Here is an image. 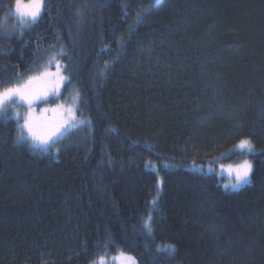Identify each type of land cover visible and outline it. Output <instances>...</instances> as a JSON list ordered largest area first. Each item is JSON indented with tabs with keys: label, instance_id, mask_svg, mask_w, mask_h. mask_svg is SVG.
<instances>
[{
	"label": "trees",
	"instance_id": "trees-1",
	"mask_svg": "<svg viewBox=\"0 0 264 264\" xmlns=\"http://www.w3.org/2000/svg\"><path fill=\"white\" fill-rule=\"evenodd\" d=\"M14 1L0 85L58 62L88 122L41 152L0 119V264H264V0H45L21 36ZM219 157L251 184L188 167Z\"/></svg>",
	"mask_w": 264,
	"mask_h": 264
},
{
	"label": "snow or ice",
	"instance_id": "snow-or-ice-1",
	"mask_svg": "<svg viewBox=\"0 0 264 264\" xmlns=\"http://www.w3.org/2000/svg\"><path fill=\"white\" fill-rule=\"evenodd\" d=\"M43 7V0H16L15 10L12 14L20 21L17 29L27 30L35 25L41 16ZM138 19H142V17H138ZM59 54L67 55L63 48ZM56 67L57 72L55 73L43 71L27 78L18 74L21 82L12 83L11 86L0 85V119H16L18 128L16 143H27L33 151H50V148L55 145L54 138L59 140L70 127L75 126L71 123L75 119L73 109H64L60 104H57L55 108H42L39 114L36 113L38 104L51 103L60 97V88L67 78L60 74L59 63L56 64ZM17 105L25 109L23 114L18 110L14 112V115L5 114L6 108H15ZM21 120L23 123H19ZM236 151L254 154V148L249 139H242L236 146ZM165 167L170 166L165 165ZM220 169L223 171L225 166L221 165ZM226 170L234 175L235 182L230 186H225L230 187L232 191H239L244 186L251 184L252 164L248 160H243L236 165L229 164ZM198 171L203 173L202 168ZM211 172L212 169L209 168L208 173ZM155 203L156 201L153 202L154 205ZM143 228L149 235L151 234L150 223L146 221ZM164 250L172 253L175 248L173 245H168ZM116 259L121 261V264H136L134 257L122 251L119 252ZM100 264H104L103 258L100 259Z\"/></svg>",
	"mask_w": 264,
	"mask_h": 264
},
{
	"label": "rangeland",
	"instance_id": "rangeland-1",
	"mask_svg": "<svg viewBox=\"0 0 264 264\" xmlns=\"http://www.w3.org/2000/svg\"><path fill=\"white\" fill-rule=\"evenodd\" d=\"M159 1L160 0H156V2H159ZM44 2H45V0H43V3ZM15 3H16V0L12 4V6L10 7V15L12 16V20L10 21V23H8L7 26L10 28V34H11V32H15L16 31L17 34H19L21 36L22 32H26V31L30 30L34 25L30 29H27V30H25V29H17V25L20 23V21L15 17V15L12 14L14 12V10H15ZM235 4H237V3H235ZM231 5H232V2L230 1V6ZM43 9H44V7H43ZM43 9H42V11H43ZM41 15H42V12H41ZM229 15H230V17L233 16V19L235 17L239 18V19L241 18V16H239L240 14L237 13L236 10H233V12H231V14H229ZM40 18H41V16H40ZM57 63L58 62L50 63L48 65L46 64V68H47V66H48V68H47V70L43 69V71H48L50 73L57 72V67H56ZM59 65H60V74L63 75L64 77H66L64 75V73H63V69L61 67V64H59ZM18 82H21V81L19 80ZM66 83H67V79L64 81L63 85L60 88V97H59V99H56L54 102H51V103H47V104L41 103V104H38L36 106V113L39 114L42 108H55L57 104H60V105H62L64 107V109H68V108L73 109V114H74V117H75V119L73 121H71V123L74 124L75 126L74 127H70L68 132L62 138H60L59 140H55V138H54L55 145L50 148V151H46V152H54V151L56 152L57 151L56 144H58V141L62 140L67 134H69V132H71L75 128H78V127H80L82 125L85 126V124L88 122V120H82L79 117V115H78V110H77V107H76L78 101L75 102V95L78 94V89L75 86L65 87V86H67ZM17 110L21 114H23V112L25 111L24 108L19 107L17 105L15 108H13V107L6 108L5 114L6 115H14V112L17 111ZM49 115H51V114H49ZM79 118H80V120H79ZM9 120H15L17 122L16 119H9ZM19 123H23V121L21 120V121H19ZM41 152H44V151H41ZM220 159H222V157H219V158L216 159L217 167H215V166L213 167V164H215V162L213 163V161L211 163V166L209 164H205L204 166L203 165L200 166V165H198L196 163L194 164V162H191V163H189L191 166L189 165L188 167L193 168L196 171H198V169L202 168L203 172H208V169L211 168L212 171H216L219 174L224 175L225 177H227L228 185L230 186L231 184H233L235 182V179H234V175L233 174L227 172V170H226L227 165H229V164L236 165V164L240 163L243 160H248L251 163V161L249 159H245V157H243V159H240V160H233L231 163L230 162L227 163L226 160H223L222 162H219ZM221 165L225 166V169L223 171H221V169H220ZM198 172H201V171H198ZM126 254L129 255V256L134 257L135 261H136V264H139L138 259H137L136 256H134L132 254H128V253H126ZM118 256H119V252H115L114 254H106V255H103V256L97 258L96 260H94L90 264H100V259L101 258H103L104 264H121V261L116 259V257H118Z\"/></svg>",
	"mask_w": 264,
	"mask_h": 264
}]
</instances>
